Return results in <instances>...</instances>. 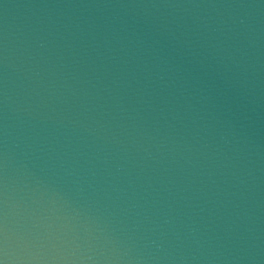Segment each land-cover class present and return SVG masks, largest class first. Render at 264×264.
<instances>
[{"label":"water","instance_id":"95a60500","mask_svg":"<svg viewBox=\"0 0 264 264\" xmlns=\"http://www.w3.org/2000/svg\"><path fill=\"white\" fill-rule=\"evenodd\" d=\"M0 264H264V0H0Z\"/></svg>","mask_w":264,"mask_h":264}]
</instances>
